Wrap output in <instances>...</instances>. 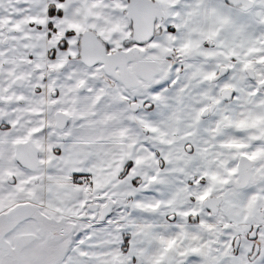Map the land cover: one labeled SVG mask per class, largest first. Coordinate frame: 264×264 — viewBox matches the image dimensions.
Masks as SVG:
<instances>
[{"label":"snow or ice","instance_id":"6c2138e0","mask_svg":"<svg viewBox=\"0 0 264 264\" xmlns=\"http://www.w3.org/2000/svg\"><path fill=\"white\" fill-rule=\"evenodd\" d=\"M0 264H264V0H0Z\"/></svg>","mask_w":264,"mask_h":264}]
</instances>
